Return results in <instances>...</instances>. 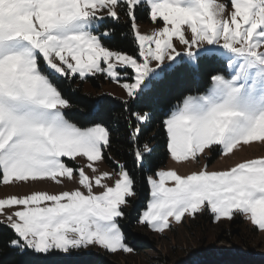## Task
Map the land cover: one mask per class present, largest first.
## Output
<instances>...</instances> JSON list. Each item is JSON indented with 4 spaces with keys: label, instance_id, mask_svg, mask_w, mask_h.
<instances>
[{
    "label": "snow or ice",
    "instance_id": "snow-or-ice-1",
    "mask_svg": "<svg viewBox=\"0 0 264 264\" xmlns=\"http://www.w3.org/2000/svg\"><path fill=\"white\" fill-rule=\"evenodd\" d=\"M145 7L151 21L162 24L150 35L137 26V12ZM121 12L131 20L138 56L106 43L112 33L104 22L119 20ZM201 61L217 65L211 86L184 97L166 113L162 128L171 159L206 163L188 175L148 174L150 200L138 222L163 234L199 215H211L214 223L240 216L264 231V158L209 170L211 155L230 160L245 146L264 142V0H230V8L217 0H0V184L78 179L84 189L0 198V224L14 232L15 251H135L122 225L125 208L139 196V181L117 160L114 186L104 182L111 174L96 162L111 159L112 132L102 123L68 118L74 105L65 83L100 75L127 93L122 107L137 145L134 165L143 170L152 149L138 141L150 113L133 105L149 97L167 72L198 70ZM77 157L87 159L92 176Z\"/></svg>",
    "mask_w": 264,
    "mask_h": 264
},
{
    "label": "trees",
    "instance_id": "trees-1",
    "mask_svg": "<svg viewBox=\"0 0 264 264\" xmlns=\"http://www.w3.org/2000/svg\"><path fill=\"white\" fill-rule=\"evenodd\" d=\"M140 20L145 21L146 16L138 21ZM108 25L112 34L109 39H106L107 45L112 49L138 56V44L133 35L131 21L121 18L117 23L111 21ZM216 67L214 63L201 61L198 70L185 66L178 67L176 71L167 72L164 81L149 97H146L140 104L133 105L136 110L143 109L150 113V120L141 126L142 133L138 141L139 147L142 148L147 144L152 149V152L147 154L148 160L143 170L134 165V150L137 145H134L130 139L129 113L122 107L124 99L87 93L84 83L79 80L75 83L71 81L65 83L66 96L74 105L67 112L68 118L73 122L95 121L108 127L113 139L110 154L133 170L139 181V196L128 210L125 209L127 219L122 225L129 245L135 250L148 248L146 239L133 233L150 197L145 177L152 174L153 170L164 167L168 161L167 136L162 128V120L166 113H170L175 105L182 103V99L187 95L203 94L211 86L210 75ZM91 83L94 88H100L98 81L92 79ZM238 224V221H234L231 228ZM13 238H15L14 232L4 224H0V264H111L107 255L94 251L90 253L80 251L69 255L60 253L42 255L31 252L22 254L12 248L10 240ZM201 264H264V260L243 257L231 260L216 257L207 259Z\"/></svg>",
    "mask_w": 264,
    "mask_h": 264
},
{
    "label": "rangeland",
    "instance_id": "rangeland-1",
    "mask_svg": "<svg viewBox=\"0 0 264 264\" xmlns=\"http://www.w3.org/2000/svg\"><path fill=\"white\" fill-rule=\"evenodd\" d=\"M217 2L226 3L230 8V0H217ZM145 16V21H138ZM121 18L131 21L123 12H121L119 19ZM158 20H162V18L158 17ZM111 21L117 23L119 20L107 18L104 22V26L109 29L108 24ZM137 26L141 34L150 35L161 27L162 24L152 22L150 19V11L145 7L137 12ZM182 27L183 29H187V25ZM188 31L190 32V29ZM109 38L110 37L106 39ZM173 43L176 45L178 51H184L183 46H181L178 41L174 39ZM193 50L195 51V49ZM177 59H179V57ZM154 66L155 62H153V67ZM92 79L99 82V89L93 87L91 83ZM82 83H84V88L87 93L96 96L110 95L124 100L129 99L127 93L123 89L104 76L97 75L96 77L89 78L87 82ZM237 151L239 150H234V152ZM110 156L111 159L96 163L100 165V172L106 171L111 174V179H106L104 182L108 183L109 186H114L115 180L118 178L116 176L118 166L115 163L117 159L111 154ZM260 158H264V142L255 141L251 146H245L244 151H239V154L234 155L230 160L227 158L221 159L217 155H211L209 170H226L245 159ZM64 159L67 160V158ZM68 163L73 164L70 160H68ZM75 163L85 167V171L89 176L93 175L91 170L86 167L88 163L86 158L77 157ZM204 163H206L204 160H201L200 164L187 162L177 163L171 159L169 155L166 165L159 170H176L180 175H188L193 171H199ZM75 176L76 173H74V177ZM168 186H172L171 183H169ZM77 188L84 191L83 187L79 185L78 179L72 181L65 180L63 185H56L53 181L32 184L26 187H13L11 185L1 184L0 198H9L13 195L23 196L31 194L32 191L36 190L59 193L60 191L76 190ZM93 191L99 194L103 189L94 187ZM125 209L128 210L129 207ZM145 210H147V206ZM5 211L10 213L12 210L6 209ZM3 219L4 217L0 216V220ZM234 221H238L239 224L231 228V224ZM133 233L143 236V238L146 239L148 248H143L140 251L135 250L133 253H110L108 250L99 246H90L81 251L85 253L94 251L107 255L111 264H201V262L207 259L216 257L221 259L230 258L231 260L241 257L264 260V231L257 230L246 218L240 216L235 217L232 222L222 221L214 223L211 215H199L198 219L192 220L188 218L186 222L180 225H174V230H166L163 234L156 233L148 227L138 223ZM131 243H133V241ZM75 252L79 253L80 251Z\"/></svg>",
    "mask_w": 264,
    "mask_h": 264
}]
</instances>
